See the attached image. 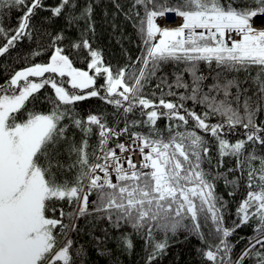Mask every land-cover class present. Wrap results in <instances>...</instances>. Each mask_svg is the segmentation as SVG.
I'll list each match as a JSON object with an SVG mask.
<instances>
[{"label": "snow or ice", "instance_id": "obj_1", "mask_svg": "<svg viewBox=\"0 0 264 264\" xmlns=\"http://www.w3.org/2000/svg\"><path fill=\"white\" fill-rule=\"evenodd\" d=\"M70 5L75 7L73 0H60L55 7H45L43 0H0V9L17 8L21 13L14 29L0 27V57L10 54L20 40L33 38L38 30L32 19L38 10L59 17ZM137 5L144 9L142 16L136 12L139 20L134 24L143 47L131 64L116 70L104 65L101 54L82 35L70 47L88 51L91 60L87 67L94 72L90 75L74 67L65 49L56 46L64 39L57 34L50 39L54 51L47 63L15 70L0 82V264H86V250L74 248L70 233L84 231L77 221H87L93 214L96 219H106L112 228L130 226L149 249L145 264H153L163 255L169 247V234L174 237L180 230L207 245L206 250L198 251L211 264H244L253 256L255 264H264V252L256 249L257 245L264 248V155H257L264 152V120L257 121L258 114H264V30L252 26L253 18L264 15V0L239 6L237 0H176L174 5L167 0H134L133 9ZM167 13L182 18V24L161 28L156 20ZM91 14L88 5L80 16L69 14L68 24L82 18L90 21ZM88 27L91 29V23ZM236 35L238 40L233 38ZM39 54L32 52L33 56ZM169 62L183 63L182 71L193 78L189 84L182 74L176 75L175 87L190 92L180 94L179 102L165 99L160 84L156 85L162 93L158 101L144 93L148 82ZM200 62H215L225 72L248 73L256 68L257 75L246 77V87L239 78L221 79L218 73L204 92L207 77L200 73ZM45 74L67 77L70 88ZM97 76L104 79L99 87ZM161 83H166L163 77ZM46 85L54 97L46 96L40 102L49 103L51 109H26L29 102L39 99L38 93ZM213 93L222 94L223 99ZM90 98L112 105L124 127H110L102 115L80 118L72 106ZM187 100L204 105L205 110L198 114L187 109ZM137 110L146 119L128 120V114ZM211 116L222 120L209 123ZM162 117L176 122L167 126V136L157 127ZM65 120L68 123H62ZM190 121L191 128L214 139L221 158L215 167L222 168L223 158L230 156L236 159L235 169L213 173L203 167L212 165L210 141L189 130ZM135 127L147 131H131ZM238 127L244 130L243 138L229 142L226 129L231 132ZM72 128L82 133L79 142L69 135ZM94 128L98 143L93 147L88 138ZM181 128L185 130L179 131ZM121 136L127 140L109 147L113 138ZM137 151L139 164L133 159ZM257 160L258 168L253 165ZM245 166L247 192L237 205L236 220L226 226L227 201L217 195L216 182L222 179L230 189L227 195L235 196ZM236 171L241 177L234 176ZM93 193L96 199L90 206ZM57 211L59 217L49 215ZM250 222L255 224L256 235L247 238L233 259L234 245L228 238ZM204 228L215 243L206 238ZM157 233H163V239H157ZM131 235L116 238L122 251L134 248ZM94 239L98 254L107 255L99 246L103 241Z\"/></svg>", "mask_w": 264, "mask_h": 264}, {"label": "trees", "instance_id": "obj_2", "mask_svg": "<svg viewBox=\"0 0 264 264\" xmlns=\"http://www.w3.org/2000/svg\"><path fill=\"white\" fill-rule=\"evenodd\" d=\"M45 7H55L59 4L60 0H43ZM164 2V0H161ZM134 0H73V4L65 8L64 12L59 17H51V13L45 10H38L37 14L32 19V24L35 25L38 30L33 34L32 39L24 38L20 40L16 47L10 50V54H6L4 57H0V82H3V77L8 76L11 72L15 70H20L24 67L31 66L34 63H47L49 61L53 47H50L51 37L57 34H62L64 39L61 40L56 46L65 49V54L69 55L70 59L73 61V66L84 70L87 67L91 57L86 49H73L70 45L74 42H78L83 35L84 38L88 39L93 50L98 51L101 54V58L104 64L111 66L113 70L122 68L125 65L131 64L133 58L140 56L141 49L143 47V42L141 36L138 32L137 27L134 24H138L139 17H136V12L143 15V6L137 5L133 9ZM167 3L174 5L176 0H167ZM242 4V0H237V6ZM92 7L91 20L79 19L76 23L69 26L67 21V16L69 14L80 16L81 12L88 6ZM254 6V5H252ZM20 11L17 8H4L0 9V27H4L6 30L14 29L17 26L18 18L20 16ZM168 15H175V13H167ZM166 14V15H167ZM135 17V18H133ZM91 23L92 27L89 29L88 24ZM2 42V41H0ZM38 51L40 54L33 56L32 52ZM132 55V56H131ZM131 56V57H130ZM131 58V60L129 59ZM185 65L183 63L169 62L163 65L162 70L157 73V76L151 79L144 89L145 95L158 101L161 98V88L163 89L164 98L167 100H172L174 102H179L180 94H190L188 90L184 88L175 87V78L177 74H182L183 81L186 83H191L192 77L187 73L183 72ZM200 73L203 74L207 79L204 80L203 91L207 92L209 85L213 84L216 80L217 74H220L221 79H232L234 76L245 82L247 87L249 81L246 79L248 76L255 77L253 68L250 72H225L222 68L217 67L215 62L211 65L200 62L199 63ZM131 70V69H130ZM46 76H52L57 81H64V86L70 88L67 85V77H59L55 74H45ZM166 80V83H161V78ZM38 79V78H32ZM104 79L102 76L96 77V86L99 87L103 84ZM160 84L161 88H157L156 85ZM173 85L169 89L168 85ZM169 91L177 93L176 96L167 95ZM234 91V90H233ZM155 93V96H152ZM217 95L218 99H223L222 94L213 93ZM54 97V91L50 86H45L38 93L39 99L34 102H29L26 105V109H33L35 107L36 111L48 112L51 109L49 103H41L45 97ZM185 107L190 110L196 111L201 114L205 110V106L201 104H194L191 100L184 102ZM75 109L76 114L80 118H86L88 114L102 115L106 118L108 125L118 126V128L124 127V121L122 118H118L115 114L116 110L112 105L106 104L99 98H90L85 101L77 102L72 106ZM183 114V110H181ZM23 115V112H22ZM146 117H142L140 112L137 110L135 113L128 114V120H143ZM222 118L220 116H211L209 118V123L220 122ZM264 120V114H258L257 121ZM62 123H68L67 120ZM175 121H169L166 118H160L157 121V127L160 128L164 135L167 136V126ZM189 130H194L198 134L204 135L206 139L210 141L211 158L212 165L204 164L203 167L206 170H211L213 173L216 171L227 172L229 168H236V160L234 157L223 158V167L217 169L215 167L218 160L221 158L218 156L216 143L213 138H211L206 133H201L199 129L191 128V121L188 126ZM141 127L132 128L131 131L140 132ZM185 128L179 129V131H184ZM147 131V130H146ZM243 129L237 128L234 131L228 132L226 129L225 138L229 142H235L237 139L243 138ZM97 130L94 128V133L89 139V144L91 146H96L98 143ZM70 136H74L75 140L79 142L82 138V133L77 129H70ZM121 136L119 140L113 138L110 142L109 147H114L117 142H121ZM250 151L253 149H249ZM89 151H92L90 147ZM257 155H264V152H257ZM69 163L71 160L68 161ZM255 166L259 167V161H253ZM232 164L234 167H232ZM246 171L245 175L240 180V186L237 191L242 193V196L237 192L235 196H228L227 193L230 189L225 188L223 180L216 182V192L223 196L227 201V209L225 211L226 226H231L232 222L236 220V208L238 203L244 198L247 192L246 188ZM235 177H241V173L236 171ZM232 174L229 178H234ZM116 180L113 182L115 183ZM224 187V188H223ZM225 189V190H224ZM223 191V192H221ZM96 199L95 193L90 196V206L91 202ZM59 206V205H58ZM67 208L66 202L63 204ZM50 216L54 215L59 217V211L56 213H49ZM250 222L249 224H253ZM78 227L84 229L80 234L75 232L70 233L73 239L74 248H79L81 246L86 250V264H145V257L149 249L145 246V241L133 233L130 226L123 225L121 228H112L106 219H96L95 214L88 217V220L81 218L77 221ZM242 228V234L238 236V239L233 242L234 248L231 257L235 259L238 256L239 249L245 247L247 243V238L250 237V225H246ZM105 231H107L108 238L105 240ZM206 234V238L213 242L212 237L207 236L208 228L203 229ZM123 233H131V238L134 243V248L128 251H122L117 246L116 238L120 237ZM183 233V234H181ZM157 239H163V233L155 234ZM169 247L165 250L164 254L158 257L153 264H211L203 259L202 254L199 249H207V245L202 243L200 239L196 236H188V234L182 230L178 231L176 236H171L169 234ZM187 237V239L185 238ZM244 237L245 239H241ZM94 238H99L101 249L107 250V255H99L97 251L98 241ZM230 241V237L228 238ZM239 241V243H237ZM239 247V248H238ZM256 249L264 252V248L260 245L256 246ZM253 259V264H255L256 257H251Z\"/></svg>", "mask_w": 264, "mask_h": 264}, {"label": "bare ground", "instance_id": "obj_3", "mask_svg": "<svg viewBox=\"0 0 264 264\" xmlns=\"http://www.w3.org/2000/svg\"><path fill=\"white\" fill-rule=\"evenodd\" d=\"M242 4L251 5V0H242ZM257 17H258V21H259V24H258V25H259V26L264 25V15H260V16H257ZM160 18H161V19H166V16H164V17H160ZM131 56H132V55H131ZM131 56H130V57H131ZM135 59H136V58H133V61H134ZM253 73H254L255 76H256V75H257V70L254 69V70H253ZM139 131H140V132H146V128L141 127ZM227 158L230 160V163H231L232 161H231V159H230V156L227 157ZM140 159H141V157H140L139 153H137V154L135 155V161H137V162L139 163ZM235 160H236V159H235ZM253 165L255 166L254 163H253ZM232 167H234L233 164H232ZM245 167L247 168V166H245ZM255 167H256V166H255ZM223 188H224V187H223ZM224 190H225V189H224ZM221 192H223V191H221ZM237 193H238L239 195L242 196V193H241V192L237 191ZM217 195H219V194L217 193ZM249 225H250V232H251L250 237L256 235V233L253 231V228H254L255 224L253 223V224H249ZM181 234H183V233H181ZM241 234H242V228L237 229L236 232L230 237V242L233 243L235 240L238 239V236L241 235ZM213 243H215V241H213ZM238 248H239V247H238ZM243 248H244V247H241V248L239 249L238 255H239V253L242 251ZM244 264H253V259H252L251 257L247 258V259L245 260Z\"/></svg>", "mask_w": 264, "mask_h": 264}, {"label": "rangeland", "instance_id": "obj_4", "mask_svg": "<svg viewBox=\"0 0 264 264\" xmlns=\"http://www.w3.org/2000/svg\"><path fill=\"white\" fill-rule=\"evenodd\" d=\"M181 19V18H180ZM256 24L258 25L259 24V21L258 20H256ZM91 60V59H90ZM90 62V61H89ZM104 65H106V64H104ZM106 66H108V65H106ZM84 70H86V71H89V74L90 75H94V72L92 71V70H89L88 68H86V69H84Z\"/></svg>", "mask_w": 264, "mask_h": 264}, {"label": "built area", "instance_id": "obj_5", "mask_svg": "<svg viewBox=\"0 0 264 264\" xmlns=\"http://www.w3.org/2000/svg\"><path fill=\"white\" fill-rule=\"evenodd\" d=\"M136 154H137V153L134 154V156H133L134 158H135V155H136ZM123 155H124V156H127L128 153H124ZM136 162H137V161H136ZM137 164H139V163L137 162ZM125 167H126V164H125Z\"/></svg>", "mask_w": 264, "mask_h": 264}]
</instances>
